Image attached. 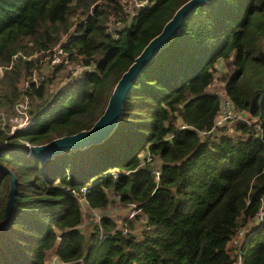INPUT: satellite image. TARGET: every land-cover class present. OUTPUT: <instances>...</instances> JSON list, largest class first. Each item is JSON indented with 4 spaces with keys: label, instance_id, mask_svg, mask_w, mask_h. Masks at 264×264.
I'll use <instances>...</instances> for the list:
<instances>
[{
    "label": "trees",
    "instance_id": "obj_1",
    "mask_svg": "<svg viewBox=\"0 0 264 264\" xmlns=\"http://www.w3.org/2000/svg\"><path fill=\"white\" fill-rule=\"evenodd\" d=\"M140 1L126 12L120 0H0V221L11 176L15 184L0 264H47L52 254L67 264H235L238 255L264 264V0H213L190 13L133 82L102 143L45 161L27 154L25 142L90 128L122 72L186 0ZM73 25L67 47L83 69L68 70L52 92L50 79L33 87L30 124L11 132L21 81ZM220 61L230 67L219 76L224 95L243 119L213 128L222 99L209 88ZM148 154L159 159L158 178ZM83 186L90 210L134 204L145 229L134 234L124 218L123 233L102 215L84 253L82 207L70 192Z\"/></svg>",
    "mask_w": 264,
    "mask_h": 264
},
{
    "label": "water",
    "instance_id": "obj_2",
    "mask_svg": "<svg viewBox=\"0 0 264 264\" xmlns=\"http://www.w3.org/2000/svg\"><path fill=\"white\" fill-rule=\"evenodd\" d=\"M212 1L213 0H186L173 11L170 18L163 24L160 32L146 43L114 83L105 98L101 114L90 128L82 129L73 134L59 136L41 144H30L26 147L27 154L39 161H45L68 150H83L92 145L102 143L116 128L122 114L123 104L133 87V82L138 78L140 72L163 48L168 46L173 37L178 33L183 21L190 13L198 6ZM261 48L264 52V39L261 42ZM14 191L15 184L11 176L7 199L4 205L3 218L0 221V230L9 218Z\"/></svg>",
    "mask_w": 264,
    "mask_h": 264
},
{
    "label": "built area",
    "instance_id": "obj_3",
    "mask_svg": "<svg viewBox=\"0 0 264 264\" xmlns=\"http://www.w3.org/2000/svg\"><path fill=\"white\" fill-rule=\"evenodd\" d=\"M121 4L123 5V9L126 12H130L131 8H140L144 5V1L140 0H120ZM74 28L73 25L69 31L63 34L59 41L47 49L45 52L38 55V60L33 63V65L28 69L27 76L21 81L19 88L21 95L14 104V116L11 119V127L10 131L13 132L16 129H23L26 128L30 124V115H29V108H30V100L28 97V92L33 87H38L41 83L46 80V73L43 72L42 66L46 64L50 69L53 70L56 66H63L69 69L73 74L77 73L78 70L83 68L74 66L71 61V52L68 49L67 45L70 41V38L74 35ZM108 30L117 37L116 28L111 24L108 27ZM31 57H29L30 59ZM88 67H85L87 69ZM48 70V69H47ZM2 71L0 67V72ZM243 119L242 115L237 112L229 99L226 97L222 99L221 102V109L218 116L215 119L213 128L217 126H222L228 121L231 120H238ZM181 127H184L181 125ZM25 147H28L30 144L25 142ZM152 157L148 154L146 155V162H151ZM154 174L155 177L158 178L159 176V169L154 167ZM113 177L116 178V174L112 172ZM70 192L76 196L80 204L88 205L87 200L85 198L86 187H80L79 189H71ZM113 198L119 199V195H112ZM130 213L127 215L128 220H132L135 218V215L139 212L135 209V205L132 204ZM264 216V210H261L258 213V220H262ZM126 225V223H124ZM123 233L127 232V228H121ZM147 229V228H146ZM47 264H67L57 257L51 259ZM235 264H241L240 255H238Z\"/></svg>",
    "mask_w": 264,
    "mask_h": 264
},
{
    "label": "rangeland",
    "instance_id": "obj_4",
    "mask_svg": "<svg viewBox=\"0 0 264 264\" xmlns=\"http://www.w3.org/2000/svg\"><path fill=\"white\" fill-rule=\"evenodd\" d=\"M223 62L217 63L218 71L216 74V80L214 81L213 85L209 88L210 91L216 92L219 94L220 98H225L224 91H223V81L219 78L221 71H230V67L224 66ZM48 69V70H47ZM42 70L46 73V79H50V82L47 83V90L48 92H52L60 87L66 75L69 73V69H63L61 71L56 72L55 74L52 73V69H50L46 64H43ZM1 73V72H0ZM76 74V73H75ZM82 75L79 76V79H82ZM159 159H152V166L157 167L159 165ZM82 212H83V221L79 226L80 231L83 234V252L86 253L89 245H90V231L92 224L98 221L99 217L102 215H106L110 217L114 222H116L119 228H127V225H124V218H127V215L130 213L131 207L125 206L118 200H111L109 206L103 210H90L86 205L82 204ZM131 224L133 226L132 232L134 234L140 235L141 232L145 229V222L142 215L135 217L131 220ZM242 239V233H239L237 236L234 237L232 242L230 243L231 246H239Z\"/></svg>",
    "mask_w": 264,
    "mask_h": 264
},
{
    "label": "crops",
    "instance_id": "obj_5",
    "mask_svg": "<svg viewBox=\"0 0 264 264\" xmlns=\"http://www.w3.org/2000/svg\"><path fill=\"white\" fill-rule=\"evenodd\" d=\"M91 210H92V209H91ZM52 255H53V256L51 257V259H53V258H55V257H56L54 254H52ZM51 259H50V260H51Z\"/></svg>",
    "mask_w": 264,
    "mask_h": 264
}]
</instances>
